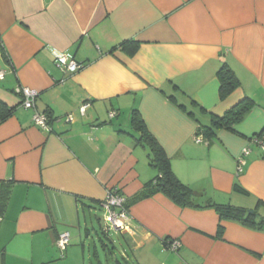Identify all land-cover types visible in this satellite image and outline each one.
<instances>
[{
	"label": "crops",
	"instance_id": "1",
	"mask_svg": "<svg viewBox=\"0 0 264 264\" xmlns=\"http://www.w3.org/2000/svg\"><path fill=\"white\" fill-rule=\"evenodd\" d=\"M122 42L136 45L134 53ZM59 52L82 67L62 71ZM223 64L239 81L224 97ZM0 71L8 110L0 120V193L8 190L0 264H85L67 247L58 260L56 240L73 227L69 237L78 245L82 209L103 210L105 224L101 201L114 188L130 214L129 230L116 231L137 264H264L263 230L220 219L210 207H181L159 192L135 198L156 170L130 122L136 109L200 205L264 204V152L251 141L264 130V0H0ZM19 85L38 91L35 109L49 114L51 130L33 124ZM246 96L254 105L234 130L194 140L212 115ZM244 148L250 153L237 173ZM235 182L246 192L234 190ZM166 238L180 240L177 251L164 247ZM122 260L113 264H130Z\"/></svg>",
	"mask_w": 264,
	"mask_h": 264
},
{
	"label": "trees",
	"instance_id": "2",
	"mask_svg": "<svg viewBox=\"0 0 264 264\" xmlns=\"http://www.w3.org/2000/svg\"><path fill=\"white\" fill-rule=\"evenodd\" d=\"M120 46L129 54L134 53L136 49V45L127 47L125 42L120 43ZM217 77L219 80V93L222 97L231 92L239 84L238 78L226 64H223L218 69ZM253 105L254 101L250 97H244L227 109L222 115H212L208 125L198 127L196 135H203L208 142L218 129L234 130L236 123L242 119L244 113ZM1 107H3V103L0 102V120L5 117L8 112L5 107ZM130 122L132 127L139 134L136 141L147 147L149 164L156 170L155 176L146 184L145 188L138 193L135 197L136 199L159 192L181 207H210L216 210L220 219L234 220L248 228L264 231V214L259 211V206L263 204L261 201H257V205L251 209L231 203H216L211 200H207L203 205H200L192 189L183 184L176 177L171 169L169 158L155 137L148 131L140 113L136 109L131 111ZM233 188L234 190L246 192L238 182L234 183ZM7 195L8 190H4L0 193V208L4 205ZM125 203L128 207L127 199ZM222 233L223 226L219 224L217 235L221 236Z\"/></svg>",
	"mask_w": 264,
	"mask_h": 264
},
{
	"label": "built area",
	"instance_id": "3",
	"mask_svg": "<svg viewBox=\"0 0 264 264\" xmlns=\"http://www.w3.org/2000/svg\"><path fill=\"white\" fill-rule=\"evenodd\" d=\"M55 64L62 70L68 72H75L82 67V63L76 61L72 54L68 52H59L54 55ZM3 71H0V78L3 77ZM15 92L22 96V106L28 109H33L32 122L34 125L44 130H51L50 116L45 111H37L35 109V100L38 96V91L27 86H17ZM89 102H83L79 105L78 111L80 114H84ZM114 111L109 112V116L114 115ZM66 121H72L73 116L68 113L65 116ZM194 140L196 142H207L201 137V135H195ZM251 141L264 152V130L261 133L251 137ZM250 153L249 148H244L241 155L236 160V172L240 173L243 170L245 164V157ZM125 196L117 189H110L106 192L105 197L101 201V206L105 211L104 227L103 231L107 232L113 228L118 231L129 230V208L126 206ZM69 243V232L63 231L58 235L56 245L58 249L65 251ZM164 247L172 251H177L180 247V240L177 238H167L163 240Z\"/></svg>",
	"mask_w": 264,
	"mask_h": 264
},
{
	"label": "rangeland",
	"instance_id": "4",
	"mask_svg": "<svg viewBox=\"0 0 264 264\" xmlns=\"http://www.w3.org/2000/svg\"><path fill=\"white\" fill-rule=\"evenodd\" d=\"M80 238L81 241H72L69 237V243L67 245V250L72 251V255L78 256V259L84 260L85 264H113L115 259L122 260L126 259L130 264H137L135 259V251L131 249L126 243L124 238L116 231L111 228L108 230V234L103 231V210L94 207L90 212L88 210H80ZM86 222V225L84 223ZM87 228L90 235H86L84 230ZM69 234L77 231V228H68ZM111 242L114 248L111 246ZM72 244V249L71 244ZM102 243L105 245L102 246ZM67 250L61 252L58 250L57 259L60 261L65 260ZM96 251V256L93 253ZM112 251V252H111ZM75 255V256H76ZM123 261V260H122Z\"/></svg>",
	"mask_w": 264,
	"mask_h": 264
}]
</instances>
